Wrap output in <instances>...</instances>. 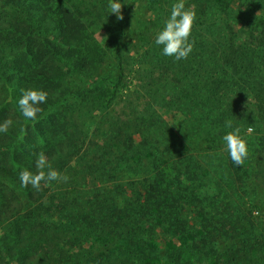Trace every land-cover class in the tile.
Listing matches in <instances>:
<instances>
[{"label": "trees", "instance_id": "trees-1", "mask_svg": "<svg viewBox=\"0 0 264 264\" xmlns=\"http://www.w3.org/2000/svg\"><path fill=\"white\" fill-rule=\"evenodd\" d=\"M186 8L193 50L175 61L129 47L127 15L105 48L82 1L0 0V264H264V5ZM27 88L49 94L37 121L16 104ZM40 152L67 182L21 187Z\"/></svg>", "mask_w": 264, "mask_h": 264}, {"label": "clouds", "instance_id": "clouds-1", "mask_svg": "<svg viewBox=\"0 0 264 264\" xmlns=\"http://www.w3.org/2000/svg\"><path fill=\"white\" fill-rule=\"evenodd\" d=\"M121 0H107V12L115 15L117 21L123 19L121 12ZM196 12L193 8H186V0H173L170 12L154 36V44L161 49L165 57H172L175 61L187 59L193 50V42L190 39ZM48 92L38 88L22 90L17 107L23 118L28 121H37L39 114L43 112L41 105L47 103ZM13 120L7 119L0 123V133H7ZM230 126V125H229ZM252 131L251 128L248 129ZM223 151L227 153L233 167L243 165L248 155L246 141L239 135V129H233L222 136ZM36 171L23 169L19 173L20 185L23 188L31 187L41 189V183L50 184L53 181L67 182L68 177L54 169L43 152L37 155L35 160ZM258 214V213H257Z\"/></svg>", "mask_w": 264, "mask_h": 264}, {"label": "rangeland", "instance_id": "rangeland-1", "mask_svg": "<svg viewBox=\"0 0 264 264\" xmlns=\"http://www.w3.org/2000/svg\"><path fill=\"white\" fill-rule=\"evenodd\" d=\"M79 3L82 1L83 7H89L92 9L91 18L95 24L92 26L94 37L99 43L107 48L108 34L106 33L105 27L110 23L121 22L124 19V15L130 18V24L126 27L127 41L129 47L132 49L140 50L141 52L146 51V46L154 41L155 33L163 27V22L167 18L173 0H121L122 2V15L123 19L117 21L115 15H109L107 12V0H78ZM216 0H211L215 2ZM220 3L226 4L234 12L233 21H242L243 18H249L250 15L257 16L258 12L264 5V0H218ZM99 12L105 22L101 24L98 20ZM241 17V18H238ZM253 18V17H252ZM90 20V19H89ZM149 25V26H148ZM241 25V24H240ZM241 27V26H239ZM135 57L136 53H132ZM167 120L171 121L176 126L177 132L180 135L184 134L181 127H178L177 122L173 116H167ZM252 129V128H251ZM249 135L256 136L255 132H249ZM90 187L94 188L97 185L95 177H91L89 180ZM213 191V190H212ZM264 196V190L261 192ZM263 229L258 230V233H262ZM264 234V233H263ZM245 245V243L243 244ZM216 258L211 260V264H217ZM205 264H209L206 262Z\"/></svg>", "mask_w": 264, "mask_h": 264}]
</instances>
